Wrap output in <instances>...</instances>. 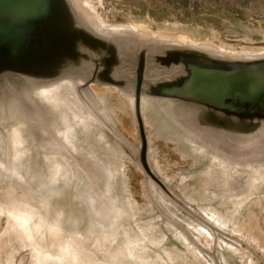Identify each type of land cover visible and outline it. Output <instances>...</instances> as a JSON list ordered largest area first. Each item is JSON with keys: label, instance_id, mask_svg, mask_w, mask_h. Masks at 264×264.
Returning a JSON list of instances; mask_svg holds the SVG:
<instances>
[{"label": "rangeland", "instance_id": "rangeland-1", "mask_svg": "<svg viewBox=\"0 0 264 264\" xmlns=\"http://www.w3.org/2000/svg\"><path fill=\"white\" fill-rule=\"evenodd\" d=\"M82 1L108 27L142 26V31L156 38L180 41L181 36L187 37L227 53L264 52V0ZM97 94L107 99L109 115L115 121L114 131L107 123L88 138L85 132L102 161L96 162L82 148L66 151V160L74 166L66 177L54 182L58 188L54 194L47 188L53 183L43 172L46 166L41 154L45 149L35 148L24 157L34 165L35 175L23 172L16 183L8 170L2 171L0 204L12 207V196L27 200L22 208L34 214L38 249L53 256L60 251L58 242L65 250L78 249L76 261L59 264H264V184L261 193H253L236 215L242 234L234 232L233 226H220L209 210L221 216L234 213L233 203L249 192L245 187L248 175L236 173L226 184L219 166H214L212 176L205 175L212 162L185 148L178 136H170L165 127L172 124L148 103L143 104L153 113L143 116L147 153L142 162V141L131 99L104 88ZM23 101L27 117L17 120L30 123L25 130L34 139L26 145L42 144L53 131L45 117ZM8 118L0 123V135L6 143L10 141L7 130L14 121ZM43 128L50 135L43 134ZM217 133L213 135L216 150L241 164L239 170L246 164L264 165L260 162L264 160V132L251 141L236 133ZM60 145L59 140L51 148L60 149ZM5 153L10 155V145L6 151L0 150V155ZM111 160L117 168L113 203L106 188V166L110 167ZM144 162L151 174L146 173ZM200 228L212 237H202ZM128 241L133 244L126 250ZM23 242L9 229V216L0 215V264H36L30 241L27 239L28 246Z\"/></svg>", "mask_w": 264, "mask_h": 264}, {"label": "water", "instance_id": "water-1", "mask_svg": "<svg viewBox=\"0 0 264 264\" xmlns=\"http://www.w3.org/2000/svg\"><path fill=\"white\" fill-rule=\"evenodd\" d=\"M86 6L82 0H0V123L9 115L12 127L19 124L17 118L27 117V100L62 142L51 116L40 111L44 105L29 96L71 82L82 102L99 97L94 88H104L141 106L152 104L214 150V133L251 141L264 132V56L234 57L136 28L108 27ZM160 88L163 97L156 95ZM24 122L26 129L30 123Z\"/></svg>", "mask_w": 264, "mask_h": 264}, {"label": "bare ground", "instance_id": "bare-ground-1", "mask_svg": "<svg viewBox=\"0 0 264 264\" xmlns=\"http://www.w3.org/2000/svg\"><path fill=\"white\" fill-rule=\"evenodd\" d=\"M90 10H94L91 8L89 4L87 6ZM140 24V23H139ZM138 30H144L142 26L135 27ZM182 43H191L195 44V41L189 39L187 37H180L179 39ZM225 55H231L234 57H255V56H264V52L262 53H227L225 50ZM223 54V53H222ZM232 54H239L238 56ZM95 91H99V88H94ZM31 99L35 100L36 102H40L44 105V109H41L43 113L51 116V119L47 117L49 121H51L52 129L54 130L56 136H60L62 142L65 145H62L60 150L56 147L55 151L51 152V147L55 146L57 139L53 137L50 140L44 141L42 144H34L33 147H28L26 144L33 140L32 133H28L27 130L23 129L21 125H25V122H21L17 125H14L12 128H9L8 132L10 133V141L6 143L3 139L4 137L0 135V150L6 151L8 146L10 145V155L3 154L0 155V180L2 178V171L8 170L15 180L14 182L18 183L19 177L23 175V172H27L33 164H29L28 160H25L24 157L30 155L31 152L34 151L35 148L38 149H45L46 152L41 154L44 160H41L44 164H47V171L49 174V180L53 182L50 187L52 194L58 191V188L54 186V182L60 177H66L70 172V165L66 163V161L62 160L61 158H65V153L63 150H66V146L70 147L71 149L77 148V141L80 130H88L89 127L92 125V120H95L92 112L89 110V107L80 100L78 94L75 91L74 84L70 83H58L49 87H42L38 88L34 92H31ZM30 95V94H29ZM33 96V97H32ZM35 96V97H34ZM177 132L181 133V137L184 138L188 143V147L193 149L195 152L206 154L212 156V163L214 165L211 166V170L209 169L206 172L207 176H212L214 173V166H219L222 168V175L227 179L233 178L234 175L237 173L247 174L249 178V183L246 184V189L249 188V192L244 195L242 199L238 202H234L236 211L234 213L229 214V216H221L217 214L214 210H209V215L218 222L220 226L230 227L233 226V231L236 233H241L244 231L243 227L237 223L236 215L240 208H243L253 193H261L263 190L264 184V165L261 164L259 166H255L254 164H246L243 166V170H239L238 166L241 164H237L234 162H230L224 158H219L216 152H208V146L204 145L203 143L199 142L195 136H191L183 130L179 128L175 129ZM43 134L50 135L47 129H42ZM3 137V138H1ZM51 138V137H50ZM91 147V148H89ZM89 149V150H88ZM87 153L95 158L96 160H101V156L97 154L95 149H92V146H88L86 149ZM50 151V152H49ZM111 162V161H110ZM110 167H106L108 171V185L107 189L109 192H113L115 189L114 179L116 177L115 171L117 168H114V163H110ZM218 163V164H217ZM99 169V168H97ZM252 170V172H248ZM34 171V175L37 173L32 167ZM31 170V171H32ZM40 172V171H39ZM45 172V171H44ZM96 172V171H94ZM263 182V183H262ZM225 182L224 184H226ZM248 186V187H247ZM13 191L15 187L12 188ZM114 195V194H113ZM112 199V198H111ZM27 200L24 199V202L20 199H17L12 196L11 206L9 208H5L0 204V215L7 214L9 216V229L17 232L22 239L24 240V244L28 246L27 239L30 241V246L34 249V257L36 258V264H59V263H72V261H76L78 259L79 253L77 252L78 249L75 246L71 247V250H65L64 244L58 242V247H60V251L57 255L53 256L48 252H42L38 249L37 244L34 242V234L37 230L38 225L32 224L34 219V214L28 210L22 208V204H25ZM116 201V200H115ZM121 209V208H120ZM33 208H31V211ZM58 225V224H57ZM55 227H58L54 225ZM53 226V227H54ZM199 234L202 237H212L208 230L204 228H200ZM102 237V236H101ZM104 237V236H103ZM102 237V238H103ZM256 244L258 241L253 239ZM55 244V241L53 242ZM133 244V241H128V244L124 246V249H129V247ZM197 259V258H196Z\"/></svg>", "mask_w": 264, "mask_h": 264}, {"label": "flooded vegetation", "instance_id": "flooded-vegetation-1", "mask_svg": "<svg viewBox=\"0 0 264 264\" xmlns=\"http://www.w3.org/2000/svg\"><path fill=\"white\" fill-rule=\"evenodd\" d=\"M101 90V89H100ZM99 90V91H100ZM160 90H161V88L159 89V90H157L156 91V95L158 96V97H163L162 96V93L160 92ZM125 96V95H124ZM92 102V105L90 104V100H84V103L89 107V110L92 112V114H93V116L95 117V120L93 121L92 120V125L89 127V129L88 130H80V129H78L79 130V132L77 133V135H78V140L80 139V141H77V148H73V149H75V150H77V151H80V149L82 148V150L85 148L86 149V146H85V144L87 143V142H89V146L91 145L92 146V149H94V147H93V145L91 144V142H90V140L89 139H87L90 135H92L93 133V131H94V133H95V131H100L102 128H104V126L106 125L107 126V123L109 124V129L110 130H112V131H114L115 130V126H113V124L115 123V121H114V119L113 118H111L110 117V115H109V112H108V110H109V108H108V106H107V99L105 98V97H102V96H99V97H97L96 99H93V101H91ZM131 103H132V112H133V114L135 115V117H136V121H137V124H138V129H139V133H140V137H141V141H142V151H141V160H142V162H143V159L145 160V157H146V153H147V141H146V135H145V123H144V115H146V114H148V113H153L152 111H149V109H147L145 106H141V103H138V102H136L135 100H131ZM96 105V108L94 107ZM98 106V107H97ZM153 111H155L157 114H162L161 116H164V114L165 113H163V112H161V111H156V110H153ZM165 117V116H164ZM166 118V117H165ZM172 125L170 126V125H166V130H167V133L170 135V136H174L175 137V135L176 136H178L179 137V142L185 147V148H187V149H189V150H192V152H194V153H198V152H195L193 149H191V148H189L188 147V145H187V141L184 139V138H182L181 137V133H179V132H177L175 129L176 128H179V124L176 122H174L173 121V123H171ZM49 131V130H48ZM85 132H86V134H87V136L85 135ZM92 133V134H91ZM81 134H84V138H85V136L87 137V138H85V139H87V140H84V138H81L80 137V135ZM187 134H189V133H187ZM190 135V134H189ZM53 137V134L51 133V138ZM30 142H34L33 140H30ZM189 144V143H188ZM62 145H65V143H63V142H61V145L60 146H62ZM32 146H34V143H32V145L30 144V146H28V147H32ZM52 147H54V146H52ZM88 147V146H87ZM89 148H91V147H89ZM96 148V147H95ZM51 149V152L52 151H54L52 148H50ZM208 150V152H211V151H213V152H216V154L219 156V158H224V159H226V160H228V161H230V162H232L231 160H229L225 155H222L221 153H219L217 150H214V149H212V148H207ZM58 150H60V149H58ZM68 150H71V148L70 147H67L66 146V150H63V153H65L66 151H68ZM96 152H97V150H95ZM10 153H11V151H10ZM32 154V153H31ZM97 154H99L98 152H97ZM199 154H201L204 158H206V159H209L210 161H212V156H210V155H208V153H206V154H202V153H199ZM100 155V154H99ZM111 155H113V154H111ZM29 156V155H28ZM27 156H25V158H26ZM65 157V156H64ZM24 158V159H25ZM62 160L64 161H66V163H68L69 165H70V167L73 165L74 166V164L72 163V164H70L71 162L70 161H68V160H66V158H62ZM29 161V160H28ZM31 162V161H30ZM114 161L113 160H111V162L110 163H113ZM234 163H236V162H234ZM29 164H32V162L31 163H29ZM218 164V163H217ZM239 164V163H238ZM212 165H214L213 163L210 165V166H212ZM261 165V164H260ZM144 169H145V171H146V173H148V174H151L152 172H151V170L149 169V167H148V165H147V163L146 162H144ZM32 167L34 168V166H31L30 165V168L28 169V170H26V171H31L32 170ZM211 168V167H210ZM209 168V169H210ZM35 169V168H34ZM209 169L207 170V172L209 171ZM211 170V169H210ZM27 172H24V174H26ZM32 173H34V171L32 170ZM221 173H222V171H221ZM205 175H206V173H205ZM225 178V177H224ZM225 182H227V179L225 180V181H223V183H225Z\"/></svg>", "mask_w": 264, "mask_h": 264}]
</instances>
